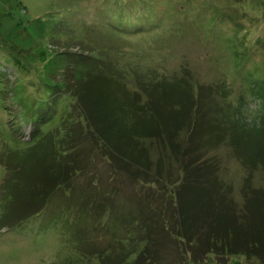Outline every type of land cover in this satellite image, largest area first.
Masks as SVG:
<instances>
[{
  "label": "trees",
  "instance_id": "trees-1",
  "mask_svg": "<svg viewBox=\"0 0 264 264\" xmlns=\"http://www.w3.org/2000/svg\"><path fill=\"white\" fill-rule=\"evenodd\" d=\"M85 54L69 60L77 67L95 60ZM95 67L92 82L82 71L71 75L81 104L57 84L47 105L25 120L27 148L4 161L0 199L8 212L0 227L22 225L46 211L53 193H69L91 176L79 187L89 188L80 215L91 223L72 240L75 264H264V116L250 124L230 105L208 108L213 90L191 72L171 80L132 73L130 87L122 74ZM44 132L51 143H43ZM225 137L248 171L237 190L210 155ZM44 162L52 172L40 169ZM28 182L33 198L17 211Z\"/></svg>",
  "mask_w": 264,
  "mask_h": 264
},
{
  "label": "rangeland",
  "instance_id": "rangeland-1",
  "mask_svg": "<svg viewBox=\"0 0 264 264\" xmlns=\"http://www.w3.org/2000/svg\"><path fill=\"white\" fill-rule=\"evenodd\" d=\"M80 52L95 60L77 67L69 58ZM95 66L122 74L130 87L132 73L171 80L191 72V80L213 90L206 94L208 108L230 105L251 124L264 116V0H0V193L8 154L28 146L31 127L25 120L47 105L54 85L74 97L80 85L72 73L82 71L92 82ZM73 101L81 104L77 97ZM45 135L43 143H51L53 135ZM229 142L221 139L210 155L237 190L248 171ZM106 168H100L105 183ZM90 177L76 181L69 193H53L46 211L22 225L0 227V264H75L72 240L91 223L80 215L89 188L79 187ZM30 184L19 189L17 211L33 198ZM5 204L0 199V217L8 212Z\"/></svg>",
  "mask_w": 264,
  "mask_h": 264
}]
</instances>
